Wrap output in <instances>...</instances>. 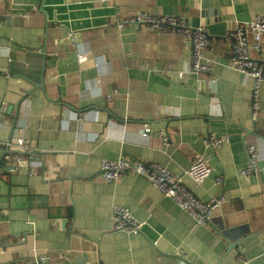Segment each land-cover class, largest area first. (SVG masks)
Masks as SVG:
<instances>
[{
  "label": "crops",
  "instance_id": "crops-1",
  "mask_svg": "<svg viewBox=\"0 0 264 264\" xmlns=\"http://www.w3.org/2000/svg\"><path fill=\"white\" fill-rule=\"evenodd\" d=\"M139 12L205 23L212 71H191L181 35L118 27ZM258 15L264 0H0V264H243L240 254L264 264V83L253 117L230 36ZM249 40L264 61V33ZM209 133L230 141L214 151ZM21 137L41 163L34 174L13 162ZM247 143L260 155L250 176ZM120 157L167 167L204 201L223 176L227 200L200 225L142 175L103 180L101 161ZM197 157L212 167L201 185L186 174ZM114 205L143 222L140 233L113 229Z\"/></svg>",
  "mask_w": 264,
  "mask_h": 264
},
{
  "label": "built area",
  "instance_id": "built-area-1",
  "mask_svg": "<svg viewBox=\"0 0 264 264\" xmlns=\"http://www.w3.org/2000/svg\"><path fill=\"white\" fill-rule=\"evenodd\" d=\"M107 2L109 0H100ZM128 23H137L147 26L150 30L159 34L171 33L185 37L191 44L192 67L191 71L196 74H208L213 69V61L207 55V49L210 46V36L205 23L198 26H191L184 17L175 15H153L146 12H139L118 24L120 29H124ZM264 33V15H258L252 21L236 23L235 27L230 31L233 39L231 66L244 75L248 76L252 81V98L251 111L252 116L258 115L261 102L260 93L264 83V61L256 60L252 55L253 45L249 40L252 35L256 42H259ZM69 40L73 44V33H69ZM78 61L84 63L87 61L88 53L79 52L77 54ZM213 81V80H212ZM108 98L112 95H107ZM151 128L148 125L143 127L141 135L148 137ZM161 138L165 145H170V137L165 131H161ZM205 145L216 151L222 145L228 143V136H218L209 133L202 137ZM16 146L21 153L13 155V162L17 166L27 168L31 174H34L36 167L41 168V163L33 159V149L30 144L23 138L16 140ZM248 161L242 174L250 176L260 169L259 149L254 143H247ZM138 174L146 177L150 183L158 188L163 195L175 201L181 209L186 211L198 224L211 226L212 219L226 202V193L222 189L225 183L223 176L215 179V184L221 187V191L211 196L207 201L199 199L195 192L186 186L181 178L177 177L167 167L155 161H135L128 157H120L119 159H104L100 164V177L108 182H113L121 178L124 174ZM212 168L209 159L204 157L195 158L190 167L186 170V174L192 179L196 185H201L210 177ZM113 229L124 231L128 234H138L141 232L143 222L137 219L128 208L114 205L112 207ZM43 263V260H38ZM239 260L243 264H248V260L239 255Z\"/></svg>",
  "mask_w": 264,
  "mask_h": 264
},
{
  "label": "water",
  "instance_id": "water-1",
  "mask_svg": "<svg viewBox=\"0 0 264 264\" xmlns=\"http://www.w3.org/2000/svg\"><path fill=\"white\" fill-rule=\"evenodd\" d=\"M3 158V155L2 154H0V160ZM217 214V213H216ZM215 214V215H216ZM212 221H213V219H212ZM33 264H48L47 262H44V263H42V262H40V261H35Z\"/></svg>",
  "mask_w": 264,
  "mask_h": 264
},
{
  "label": "trees",
  "instance_id": "trees-1",
  "mask_svg": "<svg viewBox=\"0 0 264 264\" xmlns=\"http://www.w3.org/2000/svg\"><path fill=\"white\" fill-rule=\"evenodd\" d=\"M212 168V167H211Z\"/></svg>",
  "mask_w": 264,
  "mask_h": 264
}]
</instances>
